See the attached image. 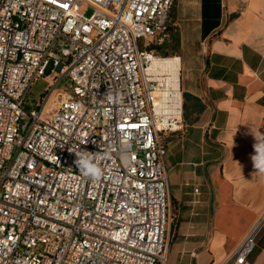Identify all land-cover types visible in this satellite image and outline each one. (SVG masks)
<instances>
[{"label": "built area", "instance_id": "1", "mask_svg": "<svg viewBox=\"0 0 264 264\" xmlns=\"http://www.w3.org/2000/svg\"><path fill=\"white\" fill-rule=\"evenodd\" d=\"M174 1L0 0V264L167 263V147L149 68ZM171 115L164 131L176 132ZM79 149L102 155L100 180L79 173ZM263 224L224 264L247 261Z\"/></svg>", "mask_w": 264, "mask_h": 264}, {"label": "crops", "instance_id": "2", "mask_svg": "<svg viewBox=\"0 0 264 264\" xmlns=\"http://www.w3.org/2000/svg\"><path fill=\"white\" fill-rule=\"evenodd\" d=\"M168 26L182 113L181 128L162 138L173 214L166 264H224L264 215V174L252 160L264 141V0H175ZM244 264H264V224Z\"/></svg>", "mask_w": 264, "mask_h": 264}, {"label": "bare ground", "instance_id": "3", "mask_svg": "<svg viewBox=\"0 0 264 264\" xmlns=\"http://www.w3.org/2000/svg\"><path fill=\"white\" fill-rule=\"evenodd\" d=\"M179 64V59L174 57H157L156 55H154L152 58V62L149 68L150 73L154 76H165L164 78H160V80L163 81V88L162 85H160V88L156 92L157 96L159 97L157 102L159 103L158 106L156 103L157 114H159L160 112H164L168 107L166 103L169 102V100H172L173 105L177 107V116H181Z\"/></svg>", "mask_w": 264, "mask_h": 264}, {"label": "rangeland", "instance_id": "4", "mask_svg": "<svg viewBox=\"0 0 264 264\" xmlns=\"http://www.w3.org/2000/svg\"><path fill=\"white\" fill-rule=\"evenodd\" d=\"M81 12L84 13L85 15H88V16H90L92 14V10L87 9V8H82ZM167 28L169 29V26ZM168 29L166 30V33H167ZM168 39H169V36L167 33V36L164 38V40H162V41L156 40V39L154 40L153 45H163L164 46V44L166 43L162 52L155 50V55L157 57H174V56H177L175 54V51H174L175 49L173 47V41H167ZM145 42H146L145 40H141V45L144 44ZM174 58H177V57H174ZM154 77L157 81H159V83L162 85V88H163V81H161L160 78L161 77L164 78L165 76H154ZM47 87H48V82L45 81L44 79H40L39 81H37V83L33 86L32 90H31V92L27 98V101H26L27 102L26 104H27L29 109H38L37 103L40 101V99L44 95ZM158 104L159 103H157V106H158ZM166 105L168 106L167 109L164 112H160L158 114L159 115L158 129L163 130L162 132H160L161 138L164 137L165 132H167V133L170 132V131H164V128L167 126V123H168V125L170 123H173V121H171V117H172L171 114L178 115L176 112L177 107H175L173 105L172 100H169V102H167ZM171 106H173V107H171ZM164 142H165V140H164Z\"/></svg>", "mask_w": 264, "mask_h": 264}, {"label": "clouds", "instance_id": "5", "mask_svg": "<svg viewBox=\"0 0 264 264\" xmlns=\"http://www.w3.org/2000/svg\"><path fill=\"white\" fill-rule=\"evenodd\" d=\"M254 149L255 155L252 156L253 166L257 172L264 174V141H257ZM73 152L76 156L74 164L83 177L93 182L103 177L104 169L101 166L102 155L100 153L80 149Z\"/></svg>", "mask_w": 264, "mask_h": 264}, {"label": "trees", "instance_id": "6", "mask_svg": "<svg viewBox=\"0 0 264 264\" xmlns=\"http://www.w3.org/2000/svg\"><path fill=\"white\" fill-rule=\"evenodd\" d=\"M163 47H164L163 45H152L150 48L162 52Z\"/></svg>", "mask_w": 264, "mask_h": 264}]
</instances>
